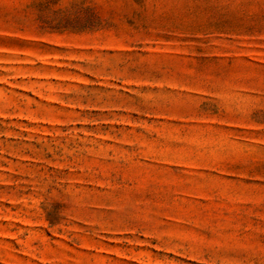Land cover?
Returning <instances> with one entry per match:
<instances>
[{
	"label": "rangeland",
	"instance_id": "rangeland-1",
	"mask_svg": "<svg viewBox=\"0 0 264 264\" xmlns=\"http://www.w3.org/2000/svg\"><path fill=\"white\" fill-rule=\"evenodd\" d=\"M0 264H264V0H0Z\"/></svg>",
	"mask_w": 264,
	"mask_h": 264
}]
</instances>
